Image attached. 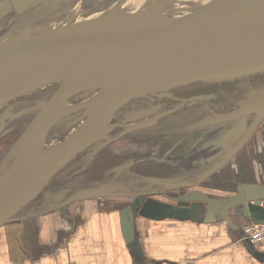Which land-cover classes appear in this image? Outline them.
I'll use <instances>...</instances> for the list:
<instances>
[{
	"label": "water",
	"instance_id": "1",
	"mask_svg": "<svg viewBox=\"0 0 264 264\" xmlns=\"http://www.w3.org/2000/svg\"><path fill=\"white\" fill-rule=\"evenodd\" d=\"M76 1L52 0L28 12L26 8L18 10L11 17L0 12V18L11 22L12 18L38 8L49 12L42 13L37 20L51 13H54L52 18H58V13L63 11L58 10L60 5L68 7ZM232 1L212 0L177 20L166 16H132L100 23L101 19L94 16L96 13L77 20L73 12L63 21L76 22L68 27H63V23L55 30L0 46V108L35 91L58 85L47 100L31 109L35 114L0 162V171L6 166L0 174V225L34 201L79 154L105 140L113 116L132 101L148 96L169 98L170 92L179 87L264 73V0L244 6L233 5ZM5 36L0 34L3 39L9 38ZM105 81L109 83L90 100L97 90L88 88ZM72 99L75 103L72 108L83 110L76 119L77 126L61 141L46 146L50 131L61 121L60 110ZM192 99L160 113L152 122ZM249 116L252 119L242 135L221 156L220 162L198 180L206 179L229 161L264 118V85L249 92L230 112L215 115L205 124L227 123ZM147 125L124 128L127 133ZM107 189L106 185L80 189L65 203L98 196Z\"/></svg>",
	"mask_w": 264,
	"mask_h": 264
},
{
	"label": "crops",
	"instance_id": "2",
	"mask_svg": "<svg viewBox=\"0 0 264 264\" xmlns=\"http://www.w3.org/2000/svg\"><path fill=\"white\" fill-rule=\"evenodd\" d=\"M237 140L212 130L186 152H148L140 169L114 168L108 182H49L0 225V264H264V248L244 236L246 226L264 224V118L198 180ZM100 185L103 194L65 203Z\"/></svg>",
	"mask_w": 264,
	"mask_h": 264
},
{
	"label": "rangeland",
	"instance_id": "3",
	"mask_svg": "<svg viewBox=\"0 0 264 264\" xmlns=\"http://www.w3.org/2000/svg\"><path fill=\"white\" fill-rule=\"evenodd\" d=\"M103 1L104 0H99L98 2L97 0L96 1L94 0L91 2L93 5L94 4L96 5L97 3L100 4V2L102 3L101 4L102 7H100L98 10H95L96 14L94 15L96 16V20L101 19L100 23L114 22L132 16H148V17H158V18L166 16L168 19L177 20L189 15L190 13H192V11L195 8L196 9L198 7L202 8L204 4H206L208 1L211 0H191L192 2L193 1L195 2L196 6H192V7L188 6L186 7V10L181 12L172 11V10H174V8H177L180 5L186 6V4L179 5L175 1L185 2L188 0H118V2L115 4L111 2L112 4L107 9H106L107 1L105 2ZM69 2L71 3L73 2V0H69ZM83 2L84 1L82 0H77L76 3H74L72 6L62 7V9L64 8L63 11H66V16L64 17V20L58 18H52L54 13L49 14L48 17L43 18L42 20L41 19L37 20V18L41 16L42 13L47 14L49 12L48 10H45L47 13L41 12L39 10L40 8L36 9L33 12L22 14L18 18L16 17L14 20H11V22L8 19L0 20V34L2 35L5 34L6 35L5 37H9L7 39H3L0 37V46L2 45L9 46L23 39L40 35L47 31L55 30V28L60 27L64 23L63 21H65V19L70 17L73 12L75 13L74 14L75 19L77 20H82L86 18L87 17L86 14L88 12H86L85 10L83 11L84 8L82 7ZM122 12H124L122 14L123 17L119 16ZM72 22L74 21L66 22L62 26L68 27L69 25L72 24ZM244 78L245 79L239 78L241 80L238 81V84L237 85L235 84V86H237L238 88L240 87V89H238L239 91L236 94V96H239L242 92L246 91L244 95L245 98L246 95L249 94V92L255 89L250 88L251 83L248 82L249 79H247V77ZM106 85H107L106 83H99L89 88L88 90H97V92L91 96L90 100L96 98L99 95L98 91H100V89ZM221 89H223L221 91L228 90L230 89V85H226ZM203 96L205 97L198 99V101H202V100H206L208 102L209 100L212 101L211 94L203 95ZM156 98L163 99L167 97L148 96L146 97V99H148L149 102L145 103L144 105L151 104L152 102H154ZM136 105L137 103L131 104L126 108L121 109L113 116L112 121H117L122 124H133L136 122L145 123V121L154 117L157 113L170 107V106H166V104H155V105H148V107L143 110H137L138 108ZM139 105H143V104H139ZM211 105L213 106L215 104H211ZM216 106L217 108H222V107H218L217 104L215 105V107ZM65 109H66L65 114L62 118H60L61 121L58 123L61 127L57 128V130H54L51 136L49 137V139H55L58 141L61 136H65L70 131V129H72L73 127H75V125H77L76 119L83 112V110L72 109V104L68 102L65 105ZM188 113H189L188 110L174 113L173 115L166 117V119H161L154 127L150 129L127 134L122 138H119L113 141L111 144H108L104 147L102 140L101 145L99 144L94 145L90 147L87 152H83L82 154H80V156L77 159H75V161L71 163V165H69L67 168L61 171L50 181L51 182L50 185H52L53 183L62 182L65 188L67 186H76L77 184L80 183L97 184L102 182H108L110 179L113 178L115 174L113 172L114 168L120 170L121 168L129 167L131 165L134 169L136 168L140 169L142 161L146 160V159L144 160V157L148 152H166V149L168 147L165 145H167L168 143L173 144L175 141L183 140V139L187 141L189 139H193L196 142L205 133L212 130L215 131L219 130L223 133H229V138L234 139L243 130V128L247 124H249L251 120V117H245L239 120L222 123L219 125L215 124V126L209 127L206 130H200V128L199 130L198 129L193 130L195 126L200 125L202 122L200 124L199 122H196L194 124L193 118L190 119L189 117L192 115ZM73 115L75 116L73 117ZM197 115H200V111L198 110L196 111V113L193 114V117ZM31 119H32V113L26 114L17 120H10L8 122L6 127L8 129L11 128L10 129L11 131L4 134H0V162L4 157V155L6 154L5 152L6 149L3 150L1 148H6L11 143L15 142L16 139L18 138L17 137L18 132H20V130L24 126L26 127ZM208 121L209 119H207L203 123ZM15 126L16 128L17 127L18 128L17 129L13 128ZM117 132H120V130L117 129L113 133H117ZM108 133L106 135V139L111 138L113 134V133L110 134L111 135L110 136ZM193 143L194 142H192L191 144ZM5 167L1 169L0 174L4 171V169H6ZM123 177L124 178L121 179L122 181H125L126 176ZM119 179L120 177L117 178L116 180L118 181ZM135 182L137 183L138 181L135 180ZM136 183H135V187L137 186Z\"/></svg>",
	"mask_w": 264,
	"mask_h": 264
},
{
	"label": "flooded vegetation",
	"instance_id": "4",
	"mask_svg": "<svg viewBox=\"0 0 264 264\" xmlns=\"http://www.w3.org/2000/svg\"><path fill=\"white\" fill-rule=\"evenodd\" d=\"M2 1H4V0H2ZM52 1V0H20V1H15V0H5L4 2H3V12H4V15H6V17H9V15H10V17L12 16V15H14V14H16L17 13V11L19 10H24L25 8V12H28V11H30V10H32L31 8H33V7H35V6H39V5H47V4H49L50 2ZM82 1H84L82 4V7H84L83 8V11L84 10H86V12H88L87 13V15H91L92 16V14H95V10H98L100 7H102L101 6V2H100V4H92L91 2L92 1H94V0H82ZM96 1V0H95ZM98 2H99V0H97ZM105 1H107V6H106V9L113 3L112 1L113 0H104L103 2H105ZM10 2H11V4H10ZM112 2V3H111ZM175 2H179V1H175ZM180 4H186V6H183V5H180ZM179 5L180 6H178L177 8H174V10H172V11H177V12H181V11H184V10H186V7H188V6H196V4H195V2L193 1H191V0H188V1H186V3H184V1H180L179 2ZM43 7V6H42ZM63 7H66V5H63ZM45 8V7H44ZM64 9V8H63ZM62 5H60L59 6V8H58V10L61 12L62 10ZM92 11V12H90V11ZM198 10V9H197ZM66 11H62L61 13H58L59 15H57L58 16V18L59 17H64V14H66L65 13ZM92 13V14H91ZM168 13V12H167ZM123 14V13H122ZM120 16H122V15H120ZM14 17V16H13ZM123 17V16H122ZM57 18V17H56ZM2 18H0V20H1ZM13 19V18H12ZM11 19V20H12ZM10 20V19H9ZM56 90V87H54V86H49V87H46V88H43V89H41V90H38V91H35V92H33V93H31V94H29V95H27V96H24V97H21V98H18V99H15V100H13V101H11V102H9V103H7L6 105H4V106H2L1 108H0V134H4V133H7V132H9V131H11L10 129H8L6 126H7V124H8V122L10 121V120H17V119H19V118H21L22 116H24V115H26V114H31L32 113V116L35 114V112L34 111H32L31 109H33V108H35L36 107V105L38 104V103H40V102H42V101H44V100H47L51 95H52V93L54 92ZM37 93H40V94H37ZM189 94V93H188ZM188 94H187V97L186 98H177L176 96H175V94H171V97H169L168 99H170V100H172V101H174V102H176L174 105H172V106H170V107H168L167 109H165V110H163V111H161V112H159V113H157L155 116H157V115H159L160 113H162V112H165V111H168V110H171V109H173V108H175L176 106H178L183 100H186V99H191V98H193L191 101H189V102H187L185 105H183L181 108H179V109H177L176 111H174L173 113H171V114H169V115H167V116H165V117H162V118H160V119H158L156 122H152V120H153V118L155 117H152V118H150V119H148L147 121H145V123H147L148 125L146 126V127H143V128H140V129H137V130H134V131H129V132H125V126H130V125H136V124H142V123H144V122H136V123H133V124H122V123H120V122H117V121H110V123H109V125H110V127H111V129H110V132L108 133L109 135L110 134H112L115 130H117V129H119L120 130V132H117V133H113L112 134V136H111V138H109V139H105V140H103L102 142H103V147L104 146H106V145H108V144H111L113 141H115V140H117V139H119V138H122L123 136H125V135H127V134H131V133H135V132H139V131H144V130H147V129H150V128H152V127H154L157 123H158V121H160L161 119H166V117H168V116H171V115H173L174 113H177V112H179V111H184V110H188L189 111V113L188 114H191L192 116H189L190 117V119H192L193 118V123L195 124L196 122H199V124L202 122H204V121H206L207 119H210V118H213L215 115H219V114H224V113H218L217 111H218V109H220V108H217V107H215V106H212V107H210V109H206L204 112H203V118L202 119H200V120H198V121H196V117L197 116H194L193 117V114L194 113H196V111L197 110H195L196 109V106H194V103H196L197 101H198V99H201V98H203V97H205V96H203V95H190V96H188ZM47 95H49V97L48 98H46L47 97ZM35 96V97H34ZM239 102V101H238ZM68 103H70L69 101H68ZM72 105H74L75 103L73 102V103H71ZM142 104V103H141ZM145 104V103H144ZM237 104V103H236ZM139 105V104H138ZM136 105L137 106V110H143V109H145V108H147L148 107V105H150V104H146V105ZM230 112V111H229ZM227 113V112H226ZM251 121V120H250ZM200 124V125H198V126H195L194 128H193V130H196V129H198L199 130V128H200V130H206L207 128H209V127H213V126H215V125H208V124H205V123H203V124ZM250 123V122H249ZM222 124V123H221ZM217 125H219V124H217ZM77 125H75V127H76ZM75 127H73L72 129H74ZM13 128H16V126L15 127H13ZM12 128V129H13ZM18 128V127H17ZM16 128V129H17ZM24 128H25V126L20 130V132H18V134H17V137H19L20 136V134L23 132V130H24ZM204 128V129H203ZM72 129H70V131L72 130ZM165 129V128H164ZM69 131V132H70ZM50 134V133H49ZM66 136V135H65ZM64 136V137H65ZM63 139V138H62ZM61 139V140H62ZM17 140V139H16ZM61 140H55V139H49V135H48V137L46 138V140H45V144H46V146H49V145H51V144H55L56 142H59V141H61ZM192 142H194L195 143V141L193 140V139H189L188 141L187 140H177V141H175L173 144H170V143H168L167 145H165V146H167L168 148L166 149V152H186L193 144H191ZM14 143V142H13ZM13 143H11L8 147H6V148H1V149H3V150H5V152H8L9 151V149H10V147L12 146V144ZM97 144H99V145H101V142H99V143H97ZM97 144H95V145H97ZM94 146V145H93ZM89 149H87V150H85V151H83V152H87ZM100 151V150H99Z\"/></svg>",
	"mask_w": 264,
	"mask_h": 264
},
{
	"label": "trees",
	"instance_id": "5",
	"mask_svg": "<svg viewBox=\"0 0 264 264\" xmlns=\"http://www.w3.org/2000/svg\"><path fill=\"white\" fill-rule=\"evenodd\" d=\"M243 79H245V78H243ZM247 79H249L248 82L251 83L250 88L258 89L264 85V73L249 76V77H247ZM240 80L241 79H235L232 81H225V82H220V83H210V84L209 83H195V84H191L188 86L176 88V89L172 90L170 93L175 94V96L177 98H179V97L180 98H183V97L186 98L188 93H189L188 96H190L192 94L193 95L194 94L195 95H209V94H211L212 95V101L209 100V102L211 104H215V105L217 104L218 107H222V108L218 109V111H217L218 113H226V112L233 110L236 107V103L244 98L246 91L242 92L239 96H236V94L239 91L238 89H240V87L238 88L237 86H235V84L237 85L238 81H240ZM226 85H230V89L225 90V91H221V90H223L221 88L226 86ZM52 86H54L56 88L58 87V85H52ZM48 97H49V95H47L46 98H48ZM69 102L73 103V99L70 100ZM147 102H149L148 99L139 98V99L132 101L127 106H129L131 104H136V103H137V105L142 103L144 106V103H147ZM209 102L206 100H202V101H197L196 103H194V106H196V110L200 111V115H197L196 121L202 119L203 118V112L206 109H210V107H212V105ZM175 103L176 102H174L168 98H163V99H157L156 98L154 100V102H152L150 105L166 104V106H172ZM215 105H213V106H215ZM127 106H125L124 108H126ZM74 116L75 115H73V117ZM249 117H251V116H249ZM70 119H72V118H70ZM251 119H252V117H251ZM58 125L59 124H57L56 126H54L52 128V130L50 131L49 137L51 136V134L53 133L54 130H57V128L61 127L60 125L59 126ZM247 126H248V124L237 135L238 138L242 135V133L244 132V130ZM62 138H64V136H61L59 140H61ZM79 156H80V154L75 159H77ZM75 159L72 162H70L65 168H67L69 165H71V163H73L75 161Z\"/></svg>",
	"mask_w": 264,
	"mask_h": 264
},
{
	"label": "built area",
	"instance_id": "6",
	"mask_svg": "<svg viewBox=\"0 0 264 264\" xmlns=\"http://www.w3.org/2000/svg\"><path fill=\"white\" fill-rule=\"evenodd\" d=\"M244 236L249 246L264 248V224H250L246 226L244 228Z\"/></svg>",
	"mask_w": 264,
	"mask_h": 264
},
{
	"label": "bare ground",
	"instance_id": "7",
	"mask_svg": "<svg viewBox=\"0 0 264 264\" xmlns=\"http://www.w3.org/2000/svg\"><path fill=\"white\" fill-rule=\"evenodd\" d=\"M212 1V0H211ZM210 1V2H211ZM252 1H254V0H233L232 1V4L233 5H239V6H244V5H246V4H248V3H250V2H252ZM180 2V1H179ZM179 2H176V3H178L179 4ZM210 2H208V3H210ZM184 3H186V1L184 2ZM199 8V7H198ZM197 8V9H198ZM196 8L192 11V13L194 12V11H196L197 10ZM191 14V13H190ZM30 38V37H29ZM27 39V38H26ZM24 40V39H23ZM22 41V40H21ZM20 42V41H19ZM17 43V42H16ZM15 44V43H14ZM13 45V44H12ZM102 83H106V84H108L109 83V81H105V82H102ZM92 87V86H91ZM91 87H89V88H91ZM88 88V89H89ZM73 109V108H72ZM65 111H66V109H65V107H63L61 110H60V113H59V119L60 118H62L63 116H64V114H65Z\"/></svg>",
	"mask_w": 264,
	"mask_h": 264
}]
</instances>
